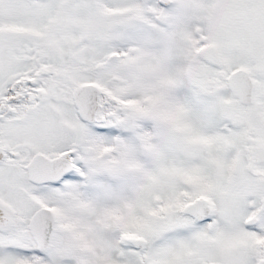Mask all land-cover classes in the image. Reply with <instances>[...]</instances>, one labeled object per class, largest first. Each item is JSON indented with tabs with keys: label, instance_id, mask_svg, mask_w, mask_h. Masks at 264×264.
<instances>
[{
	"label": "snow or ice",
	"instance_id": "snow-or-ice-1",
	"mask_svg": "<svg viewBox=\"0 0 264 264\" xmlns=\"http://www.w3.org/2000/svg\"><path fill=\"white\" fill-rule=\"evenodd\" d=\"M0 264H264V0H0Z\"/></svg>",
	"mask_w": 264,
	"mask_h": 264
}]
</instances>
